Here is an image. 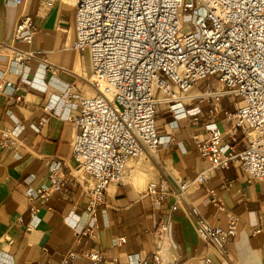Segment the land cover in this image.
Segmentation results:
<instances>
[{"label":"built area","instance_id":"obj_1","mask_svg":"<svg viewBox=\"0 0 264 264\" xmlns=\"http://www.w3.org/2000/svg\"><path fill=\"white\" fill-rule=\"evenodd\" d=\"M73 3V47L89 54L91 74L85 79L95 93L82 94L76 80L64 89V97L73 93V104L79 107L62 115L76 128L71 156L50 157V184L27 189L31 217L27 230L40 220L39 200L54 193L66 198L80 188L87 197L88 225L78 234L95 231L97 215L107 207L109 186L124 183L131 160L147 157L162 164L163 174L148 183L146 194L153 203L170 197L175 202L157 223L154 250L137 255L130 264H170V223L178 207L186 211L204 241L229 257L227 245L238 232L237 215L230 213L225 227L213 224L188 195L202 188L213 171L231 166L238 167L249 182L264 184V0ZM187 15L190 18L183 23ZM36 30L34 18L22 14L14 39L31 43ZM32 56L33 51L16 46L8 53L9 60L20 65ZM18 87L4 76L0 53V92L12 95ZM225 97L231 98L233 110L224 106ZM162 102L175 121L193 115L192 123L201 127L194 140L210 166L194 178L172 180L161 161L160 147L171 149L174 143L172 135H163L157 124ZM47 110L52 109L47 106ZM47 120L43 117L38 127ZM21 131L20 125L0 128L2 147L16 149ZM210 193L222 207L215 190ZM126 241L125 235L114 238L117 245ZM78 253L92 264L118 260L107 259L97 249H71L61 264H71ZM201 264H212V258L206 256Z\"/></svg>","mask_w":264,"mask_h":264},{"label":"crops","instance_id":"obj_2","mask_svg":"<svg viewBox=\"0 0 264 264\" xmlns=\"http://www.w3.org/2000/svg\"><path fill=\"white\" fill-rule=\"evenodd\" d=\"M22 14L31 15L37 26L31 43L14 39ZM74 37L73 0H54L51 4L45 0H0L2 70L7 79L19 84L12 95L0 92V128L22 126L14 150L2 147L0 133V264H61L71 249H97L107 259L116 257L117 264H130L137 255L154 250L157 223L175 202L174 197L164 203L151 201L147 185L153 178H160L163 168L153 159L142 157L131 160L124 183L109 186L107 207L98 213L95 231L78 234L88 225L87 197L80 188L73 189L66 198L54 193L39 200L40 220L27 230L31 218L27 189L50 184V157L71 156L76 128L62 115L79 107L73 104V93L64 97V89L76 80L82 94L95 93L82 79L91 74L89 54L73 47ZM12 46L33 51L34 56L24 65L12 62L8 57ZM18 95L22 99L18 100ZM223 104L235 108L230 97H225ZM47 106L52 110L48 111ZM43 117L48 120L38 127ZM192 117L175 121L161 103L157 124L163 135H172L174 143L171 149L163 145L158 152L172 180L194 178L210 166L209 159L196 147L194 135L201 127L192 123ZM220 125L228 128L222 122ZM147 160L144 166H138ZM210 189L220 197L222 207L212 200ZM188 196L213 224L225 227L229 214H236L238 232L227 245L229 257H224L198 235L186 211L178 207L170 223V264H201L206 256L212 258V264H264L262 182H249L238 167L231 166L213 171L207 183ZM121 235L127 241L115 244L114 238ZM71 264L92 261L78 253Z\"/></svg>","mask_w":264,"mask_h":264},{"label":"rangeland","instance_id":"obj_3","mask_svg":"<svg viewBox=\"0 0 264 264\" xmlns=\"http://www.w3.org/2000/svg\"><path fill=\"white\" fill-rule=\"evenodd\" d=\"M189 18H190V16H185V17H182V22L183 23H187L188 22V20H189ZM83 80H84V82L83 83H85L86 82V79L83 77L82 78ZM90 92V91H89ZM149 161L147 160V161H141L140 163H138V166L140 167V166H144L146 163H148ZM133 162L132 161H130L129 162V164H132ZM134 164H136V163H134ZM133 164V165H134ZM149 179V178H148ZM152 180H155V178H153Z\"/></svg>","mask_w":264,"mask_h":264}]
</instances>
